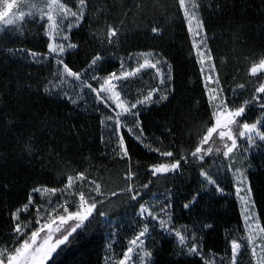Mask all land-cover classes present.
Returning a JSON list of instances; mask_svg holds the SVG:
<instances>
[{
	"label": "snow or ice",
	"instance_id": "snow-or-ice-1",
	"mask_svg": "<svg viewBox=\"0 0 264 264\" xmlns=\"http://www.w3.org/2000/svg\"><path fill=\"white\" fill-rule=\"evenodd\" d=\"M111 7L108 0H0V66L21 61L48 70L31 84L17 79L15 93L3 86L18 99L14 109L0 107V120L9 129L29 128L26 136L16 138L13 152L18 149L30 159L44 151L49 158L60 152L56 128L47 117H33L19 99L30 93L56 98L73 111L95 113L105 155L124 162L121 183L115 186L104 180L103 169L94 168L90 157L85 158L88 168L65 164L57 177L42 175L34 182L24 178L23 196L16 203L0 204V214L7 210L0 264H56L64 248L94 223H111L105 208L114 198L132 209L130 235L121 239L119 228L109 233L105 264H159L154 258L157 237L174 245L176 264H264V186L257 188L250 180L252 159L264 155V47L245 57L244 82L233 77L234 86L226 87L211 47L215 34L209 36L203 16L205 10L210 16L220 10L221 0H156L151 11L137 0L135 14L148 21L145 34L162 35L160 17L186 27L199 66L202 90L194 111H203V122L195 128L194 139L190 133L186 149L178 148L175 129L167 128L170 143L165 146L163 140L145 135L142 115L175 98L173 65L155 50L126 48L124 56L106 55L127 43L126 18L132 13L125 10L117 22ZM169 9L174 10L171 16ZM86 26L90 40L82 46L75 36ZM112 61L119 67L109 71L106 65ZM128 139L157 159L147 165L133 161ZM186 167L198 171L200 189L184 198L181 212L191 213L202 192L222 199L234 196L240 206L237 225L226 231L223 252L205 244V233L214 224L194 220L178 225L176 194L168 188L153 191L156 181L183 175ZM142 171L146 182L140 180ZM0 189L11 190L6 183Z\"/></svg>",
	"mask_w": 264,
	"mask_h": 264
},
{
	"label": "trees",
	"instance_id": "trees-1",
	"mask_svg": "<svg viewBox=\"0 0 264 264\" xmlns=\"http://www.w3.org/2000/svg\"><path fill=\"white\" fill-rule=\"evenodd\" d=\"M98 2L103 4L104 0ZM135 2L137 0H108V4L113 5L111 15L117 22L123 18L125 10L132 9V13L126 18L127 43L105 54L115 52L124 56L127 48L131 51L155 50L166 55L174 68L175 98L166 106L154 107L152 111L142 115L145 135L150 140L154 137L159 138L168 146L170 140L166 138V129L174 128L176 145L178 148L186 149L189 146L190 133L194 139L195 128L203 122V111L200 113L194 111L196 101L201 99L202 83L198 82L199 66L195 62L191 48V37L186 27L171 24L163 17L159 18V23L164 28L159 38H153L150 33L145 34L148 21H142L135 14ZM142 2L146 5L147 11H151L156 0ZM162 2L171 4V0ZM173 11L169 9V16ZM203 16L208 21L209 36L215 34V38L211 40V47L214 49L216 65L224 85L234 86L233 77H237L236 83L244 82L245 57L250 52L264 47V0H221L220 10L211 16L209 10H205ZM89 31L86 26L82 33L75 36V40L82 46L86 45L90 40ZM106 67L109 71H114L119 64L112 61ZM47 71V68L30 67L21 61L0 66V107L14 109L18 99L14 94L9 96L4 92V84H8L15 93L17 79L21 84H31L42 74L46 75ZM19 99L30 108L33 117H47L56 128L60 152L49 158L44 151L31 159L21 156L18 149L13 152L16 148V138L22 134L26 136L29 128L18 126L9 129L0 120V184H9L11 188L7 192L0 189V204L16 203L23 196L21 189L24 178L34 182L42 175L57 177L65 164L68 167L88 168L85 158L89 157L94 168L103 169L106 182H111L112 186L121 183L124 162L105 155L108 150L99 139L101 131L95 113L73 111L71 106L59 103L56 98L39 97L30 93H24ZM22 124H27V121H22ZM162 133L165 135H161ZM128 144L133 153V161L139 160L142 165H147L157 159L155 154L148 153L136 141L128 139ZM41 157H44L43 163L40 161ZM251 163L255 170L251 171L250 180L257 188L264 186V155L255 154ZM147 179L142 171L140 180L146 182ZM165 188L176 194V223L191 224L194 220H202L204 223L214 224V230L205 233V244L208 249L223 252L226 231L237 225L240 209L235 203V197L222 199L202 192L198 205L191 213L181 212L180 207L185 202L184 198H191L200 189L198 171L188 167L185 168L183 175H169L166 179L156 181L153 191L159 194ZM226 191L234 190L226 188ZM105 211L109 213L111 223H94L88 231L81 233L64 248L57 256L56 264H104L105 245L109 242V233L119 228L121 239L130 235L127 225L132 219V209L115 198ZM6 217L5 209L0 214V231L7 228ZM156 239L157 251L154 258L159 264L166 262L176 264L177 258L172 255L174 245L166 238ZM148 243L151 244V241ZM116 251L120 252V248L117 247Z\"/></svg>",
	"mask_w": 264,
	"mask_h": 264
},
{
	"label": "rangeland",
	"instance_id": "rangeland-1",
	"mask_svg": "<svg viewBox=\"0 0 264 264\" xmlns=\"http://www.w3.org/2000/svg\"><path fill=\"white\" fill-rule=\"evenodd\" d=\"M191 40H192V38H191ZM145 80H147L148 79V77L147 76H145V78H144ZM239 206V205H238ZM239 209H240V206H239ZM104 264H105V261H104Z\"/></svg>",
	"mask_w": 264,
	"mask_h": 264
}]
</instances>
